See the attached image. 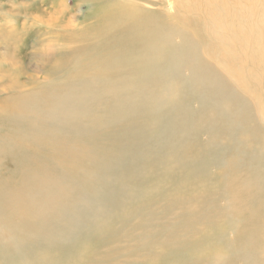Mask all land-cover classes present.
<instances>
[{
	"label": "bare ground",
	"instance_id": "6f19581e",
	"mask_svg": "<svg viewBox=\"0 0 264 264\" xmlns=\"http://www.w3.org/2000/svg\"><path fill=\"white\" fill-rule=\"evenodd\" d=\"M64 1L52 6L66 25L76 14ZM71 1L88 4L92 20L64 32L56 50V74L83 59L71 75L25 94L0 61L9 80L0 94V264H151L156 254L168 264H264V132L255 141L243 128L252 102L241 81L208 62L202 39L177 18L130 0ZM4 14L8 51L20 33L15 14ZM184 99L205 103L200 122L177 117ZM198 125L210 145L243 146L248 168L215 186L179 164Z\"/></svg>",
	"mask_w": 264,
	"mask_h": 264
},
{
	"label": "rangeland",
	"instance_id": "374dc122",
	"mask_svg": "<svg viewBox=\"0 0 264 264\" xmlns=\"http://www.w3.org/2000/svg\"><path fill=\"white\" fill-rule=\"evenodd\" d=\"M130 1L150 12L161 11L165 18L179 19L184 23V28L187 29L186 32L197 35L202 39L205 59L227 71L234 79H238L237 81H241L242 92L252 102L251 106L242 107L247 114L246 124L244 122L243 128L247 133H249V128L252 129L251 136L255 141L262 139L258 135L260 132H264V63L260 59V48L262 47L259 45L262 43V41L259 42L260 33H262L261 39L264 40L263 0H239L241 2L238 1V4L235 3L237 0H201V3L200 0ZM52 2L56 4L58 0H44V2L43 0H0V27L7 28L5 25L10 21L7 20L9 16L5 15L4 12L8 11V13L15 14L12 17L14 19L13 24L17 26L16 28L20 33L19 38H16L17 42L14 41L15 44L10 45L8 51L0 49V61L8 70H11L9 73L13 77V82L25 94L37 93L50 83H59L71 75L73 73L72 69L77 68L83 60L81 59L75 64L65 65L60 68L59 74L52 72L58 54L57 51L66 47L67 44L68 39H64V37L66 38L64 32L75 33L92 21L91 19H85L88 4L81 3L74 6L71 0H65L64 3L74 9L76 20L74 19L75 21L64 25V21L59 20L57 14L54 13L55 7L52 6ZM211 5L212 7H210ZM237 5L241 7L239 12H243L244 17L241 14L239 15V12L237 13ZM28 9H30L29 12H27ZM2 14L4 15L1 17ZM257 18L261 19L259 21L261 27L258 25ZM197 25L200 26L199 29ZM81 26L84 27L81 28ZM238 31L242 34H239ZM14 47L17 48L14 49ZM158 59L153 58L155 61H158ZM12 67L15 69H12ZM1 75L2 72H0V94L5 95L2 83H9V80L8 78L3 80ZM177 77L180 84H188L183 70L178 72ZM149 82L156 85L159 81L150 76ZM192 83H195L193 78L189 81V84ZM175 87L179 88L176 84ZM183 87L184 90L187 89V86ZM143 91L152 90L151 88H145ZM184 100L187 103L178 106L177 117L185 121L187 125L200 122L206 109L205 103L203 101ZM185 115L189 116L187 121L184 120ZM198 126L201 128L197 132L190 133L188 152L185 158L179 161V164L185 163L187 166L195 168V175L199 179L215 186L224 184L225 176L230 173L229 171L234 172L235 170L248 168L249 153L243 146L235 142H227L223 138H214L210 145L207 141L209 139L207 129L204 126ZM210 146L211 153L208 154ZM209 168L210 171L216 168V171L206 179ZM87 173L95 172L87 171ZM175 177L174 175L173 179ZM204 229L205 226H201L200 233ZM160 260L161 256L159 257L156 254L153 262H156L154 264H168L164 257H162L164 262Z\"/></svg>",
	"mask_w": 264,
	"mask_h": 264
}]
</instances>
